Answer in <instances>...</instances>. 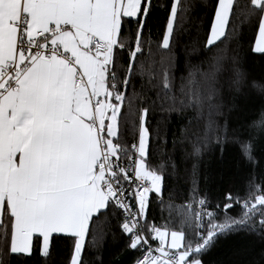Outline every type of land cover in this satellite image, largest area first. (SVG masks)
I'll list each match as a JSON object with an SVG mask.
<instances>
[{"label":"snow or ice","instance_id":"1","mask_svg":"<svg viewBox=\"0 0 264 264\" xmlns=\"http://www.w3.org/2000/svg\"><path fill=\"white\" fill-rule=\"evenodd\" d=\"M249 27L247 54L264 57V0H0V264H51L61 243L64 264H104L112 220L134 264H205L221 238L264 240V179L213 204L196 163L186 210L163 227L149 218L171 199L168 162L149 166L171 120L198 157L226 139L225 74L230 91L264 93L242 70Z\"/></svg>","mask_w":264,"mask_h":264},{"label":"trees","instance_id":"2","mask_svg":"<svg viewBox=\"0 0 264 264\" xmlns=\"http://www.w3.org/2000/svg\"><path fill=\"white\" fill-rule=\"evenodd\" d=\"M160 2L163 3L164 0ZM163 20L162 9L153 12L154 40L157 38L156 32ZM254 41V30L249 27L245 30L242 41L244 45V51L241 52L242 70L248 81L264 85V57L247 54L249 46ZM223 80L225 81V101L231 109L226 110V119L219 121L222 134L226 137L223 144L218 143L213 137L209 147L202 148L198 157L194 156L191 141H195L196 137H191V141L183 140L179 132L182 122L178 118H173L169 125L168 143L163 148V153L150 157L149 166L151 168L155 169L168 162L167 170L173 176V179L168 181L169 188L172 190L171 199L169 200V194L165 193L166 204L157 210L154 202L153 212L149 216L150 219L154 217L155 222L161 227L168 224L170 220H177L178 214L186 210L187 194L191 185L185 177L191 173L194 163L199 169V191L201 194H206L213 204L219 203L223 194L229 189L235 194L244 196L250 178L254 179L257 184L264 179V134H261L264 132V125L259 123L260 110L264 108V93L249 87L233 92L228 89L227 74L224 75ZM196 127L193 125V130ZM199 128L203 134V125L201 124ZM174 135L175 144H173ZM234 140L252 144L250 154L255 164L244 155L243 145L232 142ZM173 166H175V171H173ZM117 225L118 221L112 220L111 226L105 229L107 234L100 242L98 254L104 264H133L140 253L128 250ZM66 256L67 251L61 243L53 254L51 264H64ZM203 259L205 264H264V240L246 232L236 233L217 240L215 245L205 253ZM21 262L23 264V258ZM27 264H40L39 256H33Z\"/></svg>","mask_w":264,"mask_h":264},{"label":"bare ground","instance_id":"3","mask_svg":"<svg viewBox=\"0 0 264 264\" xmlns=\"http://www.w3.org/2000/svg\"><path fill=\"white\" fill-rule=\"evenodd\" d=\"M134 264V263H133Z\"/></svg>","mask_w":264,"mask_h":264}]
</instances>
